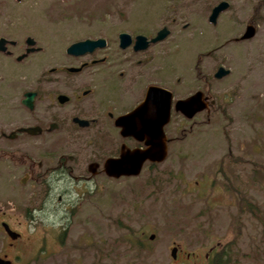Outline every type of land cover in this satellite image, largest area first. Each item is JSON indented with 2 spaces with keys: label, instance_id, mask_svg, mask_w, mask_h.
<instances>
[{
  "label": "rangeland",
  "instance_id": "374dc122",
  "mask_svg": "<svg viewBox=\"0 0 264 264\" xmlns=\"http://www.w3.org/2000/svg\"><path fill=\"white\" fill-rule=\"evenodd\" d=\"M216 1L0 0V35L16 41L7 45L10 54L0 52V129L14 125L16 116L23 124L38 117L19 102L25 90L50 98L67 88V78L90 76L88 68L49 70L88 59L64 51L84 37L107 41L94 54L109 62L91 67L125 72L107 81L125 92L119 104L132 105L158 79L174 98L200 88L214 99L208 111L189 119L171 108L162 161H146L130 177L102 176L89 187L57 185L49 200L45 187L19 184L20 169L1 158L0 207L12 225L19 220L21 234L8 253L17 254L15 264H209V247H225L228 264H264V0H228L210 24L206 17ZM251 18L257 20L253 36L230 40ZM162 25L168 34L143 50L117 46L119 31L149 36ZM26 35L38 49L16 60ZM219 63L229 71L215 78ZM92 77L98 85L99 76ZM112 139L86 145L105 156L117 151ZM58 141L49 139L41 149L66 146ZM7 169L15 174L9 181ZM5 239L0 230V252L7 250Z\"/></svg>",
  "mask_w": 264,
  "mask_h": 264
},
{
  "label": "flooded vegetation",
  "instance_id": "af4514ba",
  "mask_svg": "<svg viewBox=\"0 0 264 264\" xmlns=\"http://www.w3.org/2000/svg\"><path fill=\"white\" fill-rule=\"evenodd\" d=\"M218 1H216L214 4H216ZM226 1L228 2V0ZM213 5H211L209 9V13L207 14L206 17L207 21L210 24H215L219 16V13L225 10V8H227L229 2L224 9L218 12V14L215 16L214 21H210L208 19V16L210 14ZM247 24H251L253 26L254 29L253 34H254L256 31L257 20L255 19L253 20V18L249 19L245 23L242 32L244 31L245 26ZM240 34L238 36H234L230 40L240 41L249 38V37L240 38L239 37ZM253 34L251 36H253ZM134 35L132 36L130 34L131 41L126 47H124V48H130L132 53L143 50L146 47H148L149 44L154 43V42L148 43L147 46L143 49H134L133 48ZM152 35L149 36L146 35V37L149 38ZM104 39H105V43L102 47H96L92 51L85 52L80 55L69 54L72 56H81L84 54H90V57L88 59L82 60L76 66H72V67H76L77 69L68 70L67 67L70 66H65L63 68L52 67L49 69L50 72L63 69L66 72L76 74L88 68L86 71H89L88 74H90V76L86 77L87 74H85V76L82 75L83 77L80 78H75V79L67 78V82H68L67 88H65L64 91H60L57 89L53 90L52 94L50 95V98H46L45 94L41 93V91L37 89L25 90V91L33 92L32 106L28 107L21 102L23 93L19 102L24 107V109L31 114L32 117L35 115L38 116L36 118L34 117L36 120L33 123L27 121L25 122V124H23V122H18L19 118L18 116H16L14 118V120H16L14 125H10V123H6L3 126L1 125L0 159L2 158L3 161H5V159L8 161V165L5 162L6 167L15 166L20 169V174L17 178L19 184L28 185L31 188L45 187L46 188L45 200H49L50 196L52 197L51 195L52 188L57 185H62V186L64 185V187L67 186L89 187L91 185H96L97 182L101 180L102 176L108 178L130 177V175H120L118 177H113L107 175L103 170L104 159L109 156H116L118 154L121 144L129 148L132 146H143L141 141L135 140L130 135H121L119 133V127L114 124V119L118 115L129 111L135 104H137L143 98L146 87L148 85L154 84L165 87L161 84L162 81L160 79L150 80V82L147 83L144 86L143 90L140 92L139 99L135 103H133L132 105L119 104L120 100L123 101V96L125 92H122L121 88L118 91H115V88L112 85L109 86L107 84V81L111 82L112 79L117 80L116 79L117 77L123 78L125 76V72L119 70L117 71L116 74H114L111 70L109 71L108 69L106 72H100L98 67L96 68L91 67V66L103 64L105 62H109L106 60L107 59L106 55H101L99 57H96L94 54L95 50L106 46L107 41L105 37ZM15 42L13 44L6 43V50H8V52L7 51H0V52L10 54L11 51L7 48V45H15ZM124 48H120V49H124ZM128 62L130 63V60ZM219 66H223V65L220 63L217 64L214 71ZM214 71L212 73L213 76H214ZM99 72L101 74H99ZM94 74H97L99 76V81H100L98 85H95L96 88L94 84L93 85L91 84V80L95 79L94 77H92ZM48 77L54 80V76L51 77L48 75ZM215 78H219V77H215ZM85 82H89L90 85L87 86L84 85ZM196 90H200L202 92V96L205 97L203 99L204 101L207 102V107L203 109L208 111L209 106L214 103V99L210 97V94L203 91L202 89L196 88L193 91ZM193 91L187 93L186 95L192 93ZM59 94L65 95V98L62 100H58L57 96ZM41 95L45 99L40 100ZM186 95L181 97H185ZM172 99L175 98L173 97ZM39 101L41 103L44 101V103H42L41 108H38L37 106ZM199 111H196L190 117H186L183 113L179 111L177 112H179L184 118L189 119L192 118ZM170 116H171V109H170ZM17 122L18 124H16ZM167 123H165L164 126ZM24 126H36L38 128L34 132L19 130L20 127H24ZM164 126H163V130H164ZM111 137L113 138L112 144L115 145L117 151L115 150L116 152L107 154L105 156L101 155L97 146L87 147L86 145V140L88 139L90 140L100 139L103 140L105 143H107L109 138ZM49 139L59 140L57 144L66 143V146H63V148H60L58 150H54L53 148L48 149L45 147L41 149L43 145H46V142ZM130 139L133 140V144L131 146H130ZM166 139H167L166 141V145H167L168 142L167 136ZM111 142L112 141H110V144ZM87 143L92 146L93 140ZM98 143L99 142L95 144L97 145ZM145 162L146 161H144V163ZM151 163H155V162H151ZM7 170H8V175L6 181H9L12 179V177H14L15 174L12 171V169H7ZM61 197L62 196L60 195V193H58L57 199L60 200ZM76 197H79L78 193L76 194ZM72 206L73 205H71V207ZM8 213L9 212H7L4 208L0 207V230L2 231L4 237L6 238L4 247L7 249L5 251L3 250L0 252V259H3L0 260V263L15 264L14 259L17 257V254L11 253V255H9L8 253L11 250L15 249L16 241L20 238L21 234L20 231L15 227L16 224H19V220L15 221L14 225H12L7 219L5 220L6 216H8ZM14 217L16 218V213L14 214ZM173 246L175 247V250L178 248L176 244ZM213 249L214 248L209 247V251H210L209 254H211L214 251ZM207 254L208 253H206V256ZM174 257H175V252H174Z\"/></svg>",
  "mask_w": 264,
  "mask_h": 264
},
{
  "label": "water",
  "instance_id": "95a60500",
  "mask_svg": "<svg viewBox=\"0 0 264 264\" xmlns=\"http://www.w3.org/2000/svg\"><path fill=\"white\" fill-rule=\"evenodd\" d=\"M226 0H220L211 8L208 19L214 21L215 16L219 11L227 6ZM253 26L247 24L244 31L240 34V38H247L253 34ZM169 32V29L162 25L149 38L143 33H136L133 37V48L143 49L150 42H155L164 38ZM131 41L130 33L119 31L117 33V44L120 48L126 47ZM15 40L6 38L0 35V51L6 50V43L13 44ZM24 50L15 56L16 60L22 59L29 52L38 49L35 46L34 38L30 35L24 37ZM105 43L103 36L84 37L69 42L64 51L67 54L80 55L85 52H90L96 47H102ZM68 70L77 69L76 67H67ZM228 72V68L219 66L214 71L215 77H220ZM32 91H24L21 102L28 106H32ZM58 100L65 98V95L59 94ZM172 92L162 86L150 84L146 87L143 98L135 104L129 111L115 117L114 124L119 127L121 135H130L135 140L141 141L143 146L126 147L120 145L116 156H109L104 159L103 170L107 175L118 177L120 175H137L144 161L160 162L167 155L166 136L163 126L168 122L170 117V109L183 113L186 117L192 116L196 111L207 107V102L204 101L200 90L193 91L185 97L172 99ZM36 126H24L19 130L28 132L36 131ZM154 236L149 234V238ZM175 247L170 248V256L174 257ZM3 260V259H0ZM2 264V263H0Z\"/></svg>",
  "mask_w": 264,
  "mask_h": 264
},
{
  "label": "trees",
  "instance_id": "16d2710c",
  "mask_svg": "<svg viewBox=\"0 0 264 264\" xmlns=\"http://www.w3.org/2000/svg\"><path fill=\"white\" fill-rule=\"evenodd\" d=\"M248 205L249 203L246 202ZM138 245L142 246V241L137 242ZM228 252L224 248L221 249H216L214 250L209 256H208V261L209 264H228Z\"/></svg>",
  "mask_w": 264,
  "mask_h": 264
}]
</instances>
